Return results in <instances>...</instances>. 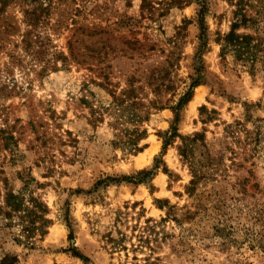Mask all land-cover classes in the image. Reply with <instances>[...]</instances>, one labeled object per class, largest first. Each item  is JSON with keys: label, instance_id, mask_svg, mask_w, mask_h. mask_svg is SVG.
<instances>
[{"label": "rangeland", "instance_id": "obj_1", "mask_svg": "<svg viewBox=\"0 0 264 264\" xmlns=\"http://www.w3.org/2000/svg\"><path fill=\"white\" fill-rule=\"evenodd\" d=\"M52 1L49 20L32 29L42 44L33 42L26 50L21 34L29 28L21 24L0 51V85L7 87L0 90V205L5 188L22 192L26 202L38 197L50 223L44 234L25 238L16 216L0 215V259L84 264L76 250L88 264H264V143L243 160L246 153L224 133L244 119L246 104L264 102V66L252 74L231 56L219 55L217 38L230 29L232 0H206L204 76L180 110L178 130L204 132L212 155L228 141L241 165H233L230 150L224 151L216 180L196 186L205 214L191 219L181 215L189 206L195 210L186 191L190 168L179 155V140L163 153L160 135L174 119L171 106L193 81L199 4L173 6L147 19L141 0ZM261 1L251 0V11H261L259 29L241 32L264 41ZM69 42L76 58L69 55ZM153 69L161 77L158 94L145 79ZM104 74L112 85L91 82H102ZM131 75L146 106L137 109L143 116L139 129L146 131L137 153L113 144L135 125L117 112L111 93ZM157 99L161 108L151 107L148 102ZM251 113L262 118L264 107ZM8 134L14 140L5 147L2 136ZM157 160L149 180H122L153 169ZM168 206L177 207L179 221L167 217Z\"/></svg>", "mask_w": 264, "mask_h": 264}, {"label": "trees", "instance_id": "obj_2", "mask_svg": "<svg viewBox=\"0 0 264 264\" xmlns=\"http://www.w3.org/2000/svg\"><path fill=\"white\" fill-rule=\"evenodd\" d=\"M193 1L200 6L198 21L201 25V34L199 36L200 47L195 55L193 63L195 71L192 78L193 81L189 88L179 96L175 104L171 106L174 112V119L171 121L170 129L160 135L163 139V153L167 150L168 146L173 144L177 139L179 140L177 146L179 155L190 168L192 178L189 185L186 186V191L194 201L193 206L195 210L193 211L190 206L184 210L181 215L187 219H191L192 217L195 218L199 214H205V208L200 204V195L196 192V186L202 182L206 184V182L216 180V173L222 172L220 166L224 158V151L227 149L230 150V155L234 157L232 162L233 165H241V163L235 160L239 157L238 151L231 149L230 146H228V141L224 142L225 145L223 144V150L220 154L212 155L206 143L204 132L181 134L178 130L180 110L191 100L193 88L202 83V78L204 76L202 52L207 46L204 23L206 0H141L140 5L142 18L155 19L165 15V12L173 6L183 8ZM52 2V0H0V51L6 48L5 42H7L8 37H10V35H15V28H18L21 24L29 28V30L21 34V43L24 44L26 50H32L31 44L33 42L42 44V37L38 32L33 34L32 29H35L40 24L42 25L49 20ZM263 3L264 2H262V4ZM231 6L233 7V19L230 24V29L225 34H219L217 38V44L220 46L219 55L223 59L231 56L246 66L250 73L254 74L257 69H260L258 66H264V41L259 38V36L252 33L241 32V30L253 29L256 31V29H259V16L261 11L255 12L256 14L251 11L252 7H255L252 5L251 0H232ZM18 13L21 14V18L18 17ZM73 43H68L69 55L76 58L74 55ZM134 44H138V40H134ZM141 46L140 44V47ZM140 47L137 46L135 50L140 49ZM64 59H67V57L64 56ZM103 77L102 82H96L93 78H91V82L104 87L112 85L107 74H104ZM135 77L136 76L133 75L129 76L126 79L127 83L125 87L121 88L118 92L111 91V93L113 98L112 105L117 112L121 115H129V119L135 124L132 129H126L122 135H117V139L113 141V144L116 146H123L124 149L137 153L144 148V146H139V142L146 136V131L139 129L138 124L143 121V116H141L140 112L138 113L137 109L138 107L141 108L146 106L138 94L141 87L135 85ZM145 79L149 86H156L154 91L158 94V90L162 85V83L159 82L161 81L160 73L156 75L155 69H153L152 72H149V74L145 76ZM5 89H7L5 85H0V90ZM90 93L92 94V92ZM86 100L87 99L84 98V102H82L87 103L88 101ZM158 102L160 101L157 99L150 100L148 103L151 107L161 108L162 104L159 105ZM245 106L246 115L244 119L237 120L224 128L226 139H231L233 142L237 143L239 149L242 150L243 153H246L243 160L252 157L253 154L257 152L261 143H264V117H257L251 113L254 109H263L264 102L259 100L256 103L246 104ZM90 110L91 115H94L96 110L92 106H90ZM147 110L148 108L145 110L146 116L148 114ZM248 123L251 124L250 127H247ZM0 132L3 133L4 131L0 130ZM2 140L5 141L4 146L8 147L9 141L14 140V137L8 134L2 136ZM157 165L158 160L153 169L140 170L135 175L124 176L122 180L134 183L149 180V178H152L155 174V169L158 167ZM5 189L6 192L3 197L4 204L0 205V215L5 218L16 216L19 222L23 224L22 231L26 235L25 238L31 237V235L36 232L44 234L48 226L47 224L50 223L45 217L47 206L38 197L30 196L29 200L26 202L22 192L15 193L12 189ZM166 203L168 202L166 201ZM159 207L165 208L166 206L159 205ZM177 211V207L168 206L167 217L179 221ZM219 224H222V222L216 224L215 230L217 232L223 230ZM75 255L79 256L84 261V264L89 263V258L79 254L76 250ZM17 261V257L5 255L0 259V264H16Z\"/></svg>", "mask_w": 264, "mask_h": 264}, {"label": "bare ground", "instance_id": "obj_3", "mask_svg": "<svg viewBox=\"0 0 264 264\" xmlns=\"http://www.w3.org/2000/svg\"><path fill=\"white\" fill-rule=\"evenodd\" d=\"M198 93H199V91H198ZM198 98H199V95L197 96ZM196 99V98H195ZM198 101H199V99H198Z\"/></svg>", "mask_w": 264, "mask_h": 264}]
</instances>
